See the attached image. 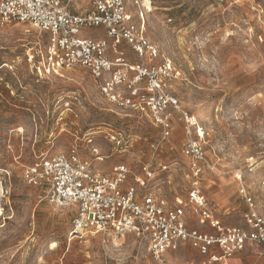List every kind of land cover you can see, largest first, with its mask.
I'll return each mask as SVG.
<instances>
[{"label": "rangeland", "instance_id": "obj_1", "mask_svg": "<svg viewBox=\"0 0 264 264\" xmlns=\"http://www.w3.org/2000/svg\"><path fill=\"white\" fill-rule=\"evenodd\" d=\"M125 1L132 22L158 48V62L169 59L178 73L167 83L168 92L204 129L203 146L217 174L205 171L200 189L226 226L242 224L234 173L244 171L255 192L264 177V0ZM63 2L73 12L89 8L87 0ZM83 36L107 38L103 29ZM47 46L48 35L29 24L0 28V264H200L204 258L189 246L156 262L134 236H71L74 209L42 201L41 190L24 183V167L76 144L80 156L104 174L122 163L140 174L142 163L153 162L152 190L169 199L187 198L193 185L178 113L172 135L163 139L148 117L110 103L85 69L44 71ZM116 51L137 60L125 43ZM110 53L118 54L113 48ZM113 132L122 134L125 151L111 142ZM90 134L104 156L101 163L89 151ZM153 143L160 144L154 157ZM161 163L171 171L161 173ZM262 251L219 264H264Z\"/></svg>", "mask_w": 264, "mask_h": 264}, {"label": "built area", "instance_id": "obj_2", "mask_svg": "<svg viewBox=\"0 0 264 264\" xmlns=\"http://www.w3.org/2000/svg\"><path fill=\"white\" fill-rule=\"evenodd\" d=\"M87 2V10L73 12L63 0H0V28L24 23L46 33L44 71L85 69L110 103L148 117L161 128L163 139L172 135L173 113H178L187 137L183 156L192 172V188L185 199H169L160 190H152L156 180L153 162L142 163L140 174L124 163L104 174L80 156L76 144L24 167V183L40 189L42 201L74 209L71 236L91 233L112 241L134 236L156 262L187 245L204 258L200 264L225 263L250 246L264 249V177L255 192L246 182L244 171L234 173L244 203L242 224L226 226L217 207L200 189L205 171L217 174L203 146L204 129L197 116L184 111L167 90V83L178 74L173 63L167 58L158 62V48L146 38L144 29L132 22L125 0ZM95 29L105 30L107 38L83 36ZM122 43L131 49L136 61L129 62L123 54L111 56V49L118 53ZM110 138L117 149H126L121 133L113 132ZM94 140V135L87 136L94 161L101 163L104 156ZM159 148L160 144H151L153 157ZM158 169L167 173L171 165L161 163ZM130 178L134 184L127 185Z\"/></svg>", "mask_w": 264, "mask_h": 264}, {"label": "crops", "instance_id": "obj_3", "mask_svg": "<svg viewBox=\"0 0 264 264\" xmlns=\"http://www.w3.org/2000/svg\"><path fill=\"white\" fill-rule=\"evenodd\" d=\"M118 54H123V53H118ZM113 58H114V56L113 55H111ZM237 193H238V190H237ZM238 196L240 197V195H239V193H238ZM242 200V199H241ZM243 202V201H242ZM243 205H244V203H243ZM243 210H244V207H243ZM242 210V211H243ZM219 215H220V213H219ZM242 216V215H241ZM241 225V224H240ZM196 226L198 227V228H201L198 224H196ZM206 231H210L209 229H205ZM188 246V245H187ZM252 249H259V248H256V247H253V246H250V247H248L244 252H246V251H250V250H252ZM243 252V253H244ZM242 254V253H241ZM241 254H238V255H236V256H239V255H241ZM264 255V254H263ZM200 256V255H199ZM235 256V257H236ZM201 257V256H200ZM203 258V257H202ZM232 259H234V257L233 258H231L230 260H228V261H226L225 263H228L229 261H231ZM235 259H237V258H235ZM238 260H233L232 261V264L233 263H235L236 264V262H237Z\"/></svg>", "mask_w": 264, "mask_h": 264}, {"label": "bare ground", "instance_id": "obj_4", "mask_svg": "<svg viewBox=\"0 0 264 264\" xmlns=\"http://www.w3.org/2000/svg\"><path fill=\"white\" fill-rule=\"evenodd\" d=\"M147 10H148L149 12L152 11V8H151V6H150L149 4H147ZM0 192L3 193V189H2V188H0Z\"/></svg>", "mask_w": 264, "mask_h": 264}]
</instances>
